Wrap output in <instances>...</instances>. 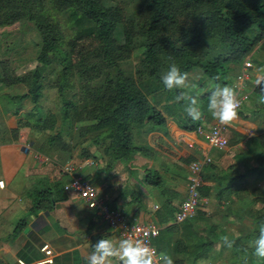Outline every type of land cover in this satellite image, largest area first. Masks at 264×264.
I'll return each instance as SVG.
<instances>
[{
  "label": "trees",
  "instance_id": "obj_1",
  "mask_svg": "<svg viewBox=\"0 0 264 264\" xmlns=\"http://www.w3.org/2000/svg\"><path fill=\"white\" fill-rule=\"evenodd\" d=\"M111 1L113 5H105L103 0H0V27L15 22L21 25L1 33L0 83L9 87L22 82L27 87L36 113L20 114L16 121L37 132L49 131L33 150L48 159L51 156L47 152L66 148L63 136L73 122L82 124L80 136L94 133L92 144L101 147L97 157L105 159V166L147 149L135 144L134 134L163 123L158 106L177 121L188 122L185 128L193 130L200 120L185 115V101L174 102L181 90H166L162 73L175 63L181 72L195 74L192 87L183 91L197 98L202 111L201 103L212 86L227 83L231 64L241 63L259 42L264 43V0H130L136 2L137 13L131 18L124 0ZM118 26L122 28V43L114 35ZM136 45L140 49L138 68L133 74H125L119 61ZM30 59L35 61L34 69L25 75L18 73L17 69ZM53 62L54 90L62 101L59 124L53 112L40 115L35 110L43 96L42 79ZM74 75L79 80L78 92L67 97L66 91L72 87L69 78ZM254 91L261 96L256 85ZM13 99L20 101L22 96ZM93 155L82 150L79 156ZM262 165L257 169L264 173V161ZM236 178L242 180L241 175ZM151 179L156 182L154 171L146 173V180ZM199 192L206 195L202 188ZM251 192L253 198L242 207L249 217V232L228 238L234 241L231 256L242 264H264L252 246L264 223V189ZM194 218L200 219L203 228L192 230ZM208 220L206 212L197 209L194 216L165 226L158 235L162 239L169 236L165 241L172 242L177 251L182 246L184 256L195 262L207 258L213 246L202 233L203 222ZM22 226L17 222L13 231L19 232ZM209 226L208 230L215 228Z\"/></svg>",
  "mask_w": 264,
  "mask_h": 264
},
{
  "label": "crops",
  "instance_id": "obj_2",
  "mask_svg": "<svg viewBox=\"0 0 264 264\" xmlns=\"http://www.w3.org/2000/svg\"><path fill=\"white\" fill-rule=\"evenodd\" d=\"M249 56L252 66L248 68L247 79H236L243 67L242 61L231 64L224 84L234 87L238 97L246 96L240 103L238 118L231 126H223L222 134L227 140L224 147H212L207 140L210 126L218 123L207 112L208 95L201 103L202 118L193 130L185 128L188 122L177 121L160 106L163 123L150 131L134 134L135 144L147 149L105 166V159L97 157L101 149L97 151L94 146L88 150L94 153L89 158L95 159L96 164H82L78 171L91 185L96 197L108 207L130 222L153 223L160 232L174 222L175 208L185 196L190 162L210 157L202 171L200 188L206 195L201 196L198 210L209 216L207 224L203 222L205 231L202 233L213 241V246L207 258L192 262L184 256L182 246L177 251L172 242L165 241L169 236L162 239L157 235L151 240L157 257L166 253L174 264H242L231 256V248L222 246V240L249 232V217L242 207L253 198L252 189H264V173L257 169L263 167L264 161V103L254 91L256 77L264 75L260 72L264 69V43L259 42ZM18 95L22 99L14 100ZM37 104L35 110L40 111L39 101ZM31 111L36 113L22 82L9 87L0 83V179L3 180L0 188V264H18L17 259L30 264L42 257L39 247L43 243L53 250V264H86L97 240L105 238L118 243L120 238L94 210L86 207L76 192L64 190L70 178L58 165L68 156L62 157L55 151L45 163L33 157V150L49 131L37 132L17 124L18 115ZM40 115H43L41 111ZM13 129H16L15 139L12 138ZM24 145L30 148L24 151ZM72 158L78 163L87 159ZM149 171L157 174L158 183L154 179L146 180ZM240 175L241 181L236 178ZM240 185V190L233 191ZM38 200L39 207L35 205ZM17 222H22L23 226L19 232H14ZM209 225L215 228L208 230ZM201 227L200 219L194 218L192 230Z\"/></svg>",
  "mask_w": 264,
  "mask_h": 264
},
{
  "label": "clouds",
  "instance_id": "obj_3",
  "mask_svg": "<svg viewBox=\"0 0 264 264\" xmlns=\"http://www.w3.org/2000/svg\"><path fill=\"white\" fill-rule=\"evenodd\" d=\"M264 73V69H260ZM161 81L166 90L180 89L174 97V102L185 101L183 111L193 121L202 118L201 107L197 98L189 95L185 89H190L189 74L181 72L175 63L170 64L167 71L161 76ZM255 85L261 91V103H264V75H258ZM240 100L236 89L228 85L215 84L208 96L207 112L221 126H231L238 118ZM0 182V187H2ZM259 235L252 242L254 255L264 260V223L259 226ZM234 241L224 237L222 246L232 248ZM174 264L173 259L166 253H160L157 257L156 250L140 239H134L131 234L118 243L110 239L100 238L94 243L93 251L88 255L86 264Z\"/></svg>",
  "mask_w": 264,
  "mask_h": 264
},
{
  "label": "built area",
  "instance_id": "obj_4",
  "mask_svg": "<svg viewBox=\"0 0 264 264\" xmlns=\"http://www.w3.org/2000/svg\"><path fill=\"white\" fill-rule=\"evenodd\" d=\"M264 42V35L262 40ZM252 66L250 62V56L247 55L243 60V67L241 71L236 75L238 81L247 79L248 68ZM240 103L246 98L245 95L238 97ZM223 126L218 123L213 124L209 128L207 134V140L212 147L221 148L227 144L226 138L222 134ZM200 132V128H197ZM30 147L28 145L23 146V150L26 151ZM33 157L41 162H49L50 159L41 155L40 153L33 151ZM210 157L205 156L201 162L192 161L189 164V170L186 182V191L184 198L176 206L173 221L182 222L186 219L194 216L201 203V196L199 189L202 185V171L203 167L210 162ZM82 164L95 165L96 162L93 159L87 158L81 162H75L71 159L66 160L58 165L60 170L69 176L70 180L64 185L65 190H73L76 192L78 198L82 199L86 204V207L90 210H94L95 213L101 218V220L113 231L117 233L120 239L125 238L129 234L134 239H140L146 242L150 247L155 249L151 240L159 233V227L153 223H141L130 222L121 213L108 207L103 201L96 197L95 192L91 185L80 175H78L79 169ZM0 182L3 180L0 179ZM3 187V186H2ZM0 187V188H2ZM156 250V249H155ZM39 251L42 253V257L32 261L30 264H52L54 253L49 244L43 243L39 247ZM18 264H28L24 260L17 259Z\"/></svg>",
  "mask_w": 264,
  "mask_h": 264
},
{
  "label": "rangeland",
  "instance_id": "obj_5",
  "mask_svg": "<svg viewBox=\"0 0 264 264\" xmlns=\"http://www.w3.org/2000/svg\"><path fill=\"white\" fill-rule=\"evenodd\" d=\"M127 1L124 0L123 6H126L128 16L130 18L137 16L136 2H132L130 0H129L130 2H127ZM103 3L105 5H113L114 4L111 0H103ZM62 18H63L62 16H59L60 21H62ZM20 26L21 25L19 22H15L9 26L0 27V36H1V33L3 31L11 30V29H18ZM253 30H255V27H253L249 33L253 34L254 33ZM114 35H115L117 42H119V43L123 42L121 26L117 27ZM0 40H2L1 37H0ZM22 53H23V51H22ZM25 55H26V53H25ZM139 55H140V49L136 45V47L131 51V53L128 56H126L125 58H123L124 60L119 61V65L124 70L125 74H133L136 72V70L138 68ZM22 56L24 57V55H22ZM34 64H35L34 59H30V60L24 62V64L21 67H19L17 69V71H18V73L25 75L34 69ZM53 64H54V62L48 68V71H47L48 73H45L44 78L42 79L43 96L39 99V105L41 107L40 111L43 113V115H45L46 112H53L58 119L57 124H59V118L61 115L60 107L62 105V101H61L59 95L57 93H55V90H54L55 82H54L53 74H52L53 69H50L53 66ZM164 73L165 72H163L162 75ZM195 77H196L195 74L189 73L190 85L194 81ZM69 82L72 84L71 85L72 87H69V89H67V91H66L67 97L72 92H74V93L78 92V88H79V80H78L77 76L74 75L71 78H69ZM76 96L73 97V100L76 98ZM158 107H160V106H158ZM81 125L82 124H80V123L77 124V122H73V124H71V126H68L67 135L63 136L65 138L67 146L65 149L58 150V153H60V155H62V157L79 156V155H81L82 150L87 151L88 148H90V151H91L94 148V146H95V149L97 151L101 149L100 146L92 144L93 143L92 140H93V136H94L93 132L88 133L85 136L79 135V129L81 128ZM40 141H39V143H40ZM54 147L56 148V146H54ZM55 151H49V152H47V154H52V152H55Z\"/></svg>",
  "mask_w": 264,
  "mask_h": 264
},
{
  "label": "water",
  "instance_id": "obj_6",
  "mask_svg": "<svg viewBox=\"0 0 264 264\" xmlns=\"http://www.w3.org/2000/svg\"><path fill=\"white\" fill-rule=\"evenodd\" d=\"M27 228H24V231H26Z\"/></svg>",
  "mask_w": 264,
  "mask_h": 264
}]
</instances>
